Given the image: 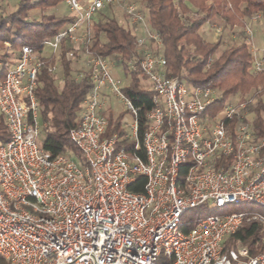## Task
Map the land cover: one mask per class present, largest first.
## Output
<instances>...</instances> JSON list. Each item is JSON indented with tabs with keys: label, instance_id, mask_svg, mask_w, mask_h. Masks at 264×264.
<instances>
[{
	"label": "built area",
	"instance_id": "2783aa9c",
	"mask_svg": "<svg viewBox=\"0 0 264 264\" xmlns=\"http://www.w3.org/2000/svg\"><path fill=\"white\" fill-rule=\"evenodd\" d=\"M64 4L75 21L44 43L50 52L23 46L0 78V115L9 134L0 142V257L9 264H157L160 257L168 264H264V235L257 255L227 246L244 223L264 226L261 215L210 214L184 230V215L203 204L264 208V134L253 127L247 102H226L207 115L219 94L168 76L161 38L135 0ZM120 4L138 51L129 68L148 82L153 103L141 138L138 109L123 95L127 83L114 76V61L88 51L93 21ZM246 34L251 42L252 31ZM62 46L70 61L84 47L75 79L87 73L91 82L68 132L80 162L70 154L53 157L40 142L38 75L45 67L57 71L58 62L44 58H57ZM251 69L264 73V54ZM108 97L122 103L131 121L121 122V135L104 137ZM136 177L145 178L143 192L129 189Z\"/></svg>",
	"mask_w": 264,
	"mask_h": 264
},
{
	"label": "trees",
	"instance_id": "16d2710c",
	"mask_svg": "<svg viewBox=\"0 0 264 264\" xmlns=\"http://www.w3.org/2000/svg\"><path fill=\"white\" fill-rule=\"evenodd\" d=\"M148 20L149 26L160 36L162 47L159 53L166 61L168 76L176 78L192 87L209 86L219 92L217 104L219 111L231 96L239 95V101L247 102L248 111L253 115V127L264 134V73L252 72V53L247 43L230 46L217 55L220 42H207L199 33L201 27L217 17L224 27H245L246 20L264 13V0H137ZM65 0H18L15 8L0 14V78L16 62L23 46H30L41 54L44 43L56 33L75 21L74 16L60 17L54 13H44ZM33 11L40 13L39 18L30 19ZM105 12V11H104ZM103 12V13H104ZM101 13L92 23V41L88 51L103 58H112L122 67L129 77L123 95L138 109L139 136L145 129V116L152 109L151 91L143 86L144 78L139 70L129 68V62H136L138 51L136 37L127 29L124 21L114 15ZM103 14V15H102ZM103 38V39H102ZM67 48L62 46L56 58L50 55L44 58L46 64L58 62L57 71L49 72L43 68L38 75V88L35 96L40 107L42 129L40 142L42 147L56 157L58 155H76L81 159L76 147L68 137V132L78 122L83 100L91 88L87 73L71 71V61L67 57ZM136 64V63H135ZM252 92V93H251ZM251 93V97L247 98ZM250 99L255 100L254 104ZM217 113V112H216ZM107 114L108 127L104 137L117 132L122 134L120 114L112 120ZM215 115V114H213ZM212 115V116H213ZM232 121L227 128H231ZM43 137V138H42ZM42 138V139H41ZM3 118L0 115V142L8 141ZM131 152L132 142L125 143ZM138 154L143 157L140 150ZM188 163L181 165L179 180L187 172ZM145 178L136 177L129 186L133 192H143ZM209 204H203L184 215V230L207 215L214 214ZM264 235V226L256 223H244L227 242V246H246L252 255L260 251L259 242ZM0 264H9L0 257ZM157 264H168L158 262Z\"/></svg>",
	"mask_w": 264,
	"mask_h": 264
},
{
	"label": "rangeland",
	"instance_id": "374dc122",
	"mask_svg": "<svg viewBox=\"0 0 264 264\" xmlns=\"http://www.w3.org/2000/svg\"><path fill=\"white\" fill-rule=\"evenodd\" d=\"M17 1L18 0H0V14H5L7 12L12 11L16 6ZM43 12L46 14L54 13L55 15L60 16V17L73 16V13L68 9V7L65 6V4H60L59 6H57L55 8L47 9ZM142 12L144 13V11H142ZM103 14L106 16H110V17L112 15H114L118 20H120L122 22H123V19L125 17L124 16V7L122 4H120L115 9L105 10V12ZM257 15H258L257 17H255V16L251 17L255 21L254 26H257V25H259V23L263 22L262 20H263L264 13H259ZM39 17H40V13L38 11H33V12H31L29 18L33 19V18H39ZM241 28L242 27H234V28L224 27L223 24L221 23V21L217 17H215L210 22L204 24L201 27V30H199L200 31L199 33L207 42L213 43V42L219 40L220 46H219L218 52L216 53V55H217L220 51H222V50H224L230 46L238 45L242 42L247 43V45L249 46V49H251V42L248 41L249 37L246 34V32H240L239 31ZM243 33H245V36ZM84 52H85V49L83 47L76 54L73 61H71V63L73 64V67H74V70L72 71L73 73H80L82 71L83 63L85 61V56H86L84 54ZM45 54H47V53L45 52ZM122 80H123V78H122ZM126 83H128V82H126ZM141 84L143 86H145L144 82ZM251 93L246 97L250 98ZM217 94H219L218 91H217ZM239 99H240V96L235 95V96L229 97L227 102L236 103ZM112 100L116 101L114 98H112ZM262 100L264 101V96L262 97ZM107 101L111 102V99L108 98ZM249 101L251 104L255 103V100H253V99H250ZM218 109H219V107L217 104H212L211 106H209L206 114L207 115H213L217 112ZM111 110L113 112V114H111L112 120L114 118H116L118 115L122 114L123 115L122 118L126 122L131 121V116L125 112L122 103H118V102L115 103L114 108L109 109V111H111ZM107 114L108 113L106 112V116H107ZM248 117H249V119L252 120L253 115L251 114ZM121 122H122V120H121ZM40 123L42 124L41 121H40ZM72 156L75 160L80 162L79 157H77L74 154H72ZM235 213L258 214V215H261L264 217V208H262L258 205H255V204H251V203L250 204L242 203V204H236V205L226 204L222 208H217L216 211L214 212V214H217V215H229V214H235ZM158 262H165V258L160 257Z\"/></svg>",
	"mask_w": 264,
	"mask_h": 264
},
{
	"label": "crops",
	"instance_id": "0c3cea01",
	"mask_svg": "<svg viewBox=\"0 0 264 264\" xmlns=\"http://www.w3.org/2000/svg\"><path fill=\"white\" fill-rule=\"evenodd\" d=\"M135 1L138 2L137 0H135ZM123 21L125 22V17H124ZM262 21L263 22L259 23V25L254 26L255 25V23H254L255 21L252 18L251 19H247L245 27L241 28L239 30L240 32H246V29H250L252 31V40H251V49H250V51L252 53V58H257V57L261 56L262 54H264V16H263V20ZM243 34L245 36V33H243ZM45 52L48 54L50 51L48 49H44L43 54L47 55V54H45ZM109 60L110 61H114L111 57L109 58ZM114 76L117 77V78H120V79L123 78V80H125V82H129V80H130L129 77L124 74L122 67L119 66V65H116V64H115V68H114ZM144 84H145L146 87L149 88V84H148V82L146 80H144ZM108 98L111 99V102L109 101L110 102L109 103L110 104L109 105V109H113L114 108V104L117 103L118 101L112 100V97H108ZM118 103H120V102H118ZM109 109L107 110V113L111 112L113 114L112 110L109 111ZM122 121H125V120L122 118Z\"/></svg>",
	"mask_w": 264,
	"mask_h": 264
}]
</instances>
